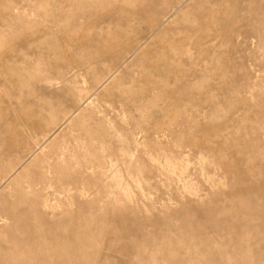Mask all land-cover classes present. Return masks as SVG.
<instances>
[{"label": "rangeland", "instance_id": "374dc122", "mask_svg": "<svg viewBox=\"0 0 264 264\" xmlns=\"http://www.w3.org/2000/svg\"><path fill=\"white\" fill-rule=\"evenodd\" d=\"M0 264H264V0H0Z\"/></svg>", "mask_w": 264, "mask_h": 264}]
</instances>
